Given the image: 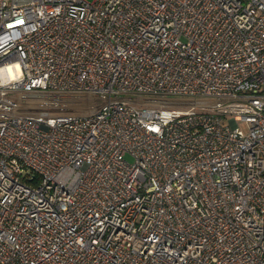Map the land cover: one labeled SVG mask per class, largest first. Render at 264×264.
Returning a JSON list of instances; mask_svg holds the SVG:
<instances>
[{
	"label": "built area",
	"instance_id": "1",
	"mask_svg": "<svg viewBox=\"0 0 264 264\" xmlns=\"http://www.w3.org/2000/svg\"><path fill=\"white\" fill-rule=\"evenodd\" d=\"M0 68V264H264V0H0Z\"/></svg>",
	"mask_w": 264,
	"mask_h": 264
},
{
	"label": "rangeland",
	"instance_id": "2",
	"mask_svg": "<svg viewBox=\"0 0 264 264\" xmlns=\"http://www.w3.org/2000/svg\"><path fill=\"white\" fill-rule=\"evenodd\" d=\"M58 99L61 100L60 103H62L63 109L77 112L85 111L86 109L81 104L88 102V99L82 95L61 94L58 96Z\"/></svg>",
	"mask_w": 264,
	"mask_h": 264
},
{
	"label": "bare ground",
	"instance_id": "3",
	"mask_svg": "<svg viewBox=\"0 0 264 264\" xmlns=\"http://www.w3.org/2000/svg\"><path fill=\"white\" fill-rule=\"evenodd\" d=\"M0 69H2V68H0ZM4 69V68H3Z\"/></svg>",
	"mask_w": 264,
	"mask_h": 264
}]
</instances>
